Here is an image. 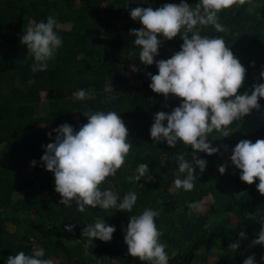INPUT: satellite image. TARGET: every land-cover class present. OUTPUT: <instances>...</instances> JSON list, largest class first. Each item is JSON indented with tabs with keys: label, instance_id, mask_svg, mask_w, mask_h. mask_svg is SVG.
I'll list each match as a JSON object with an SVG mask.
<instances>
[{
	"label": "trees",
	"instance_id": "obj_1",
	"mask_svg": "<svg viewBox=\"0 0 264 264\" xmlns=\"http://www.w3.org/2000/svg\"><path fill=\"white\" fill-rule=\"evenodd\" d=\"M150 2L155 9L180 0ZM185 2L195 7L199 0ZM135 7H142V0H0V264H6L9 255L20 251L32 255L37 248L44 250L41 259L63 257L67 264H151L129 255L124 242L129 216L146 208L160 211L155 223L162 232L160 242L167 245L168 264H210L211 255L215 264H243L248 256H254L255 264H264V245L252 243L264 221V195L256 188L258 180L249 185L239 179L240 170L230 161L233 147L219 143L226 137L214 131L209 140L219 151L197 153L207 163L202 173L196 168L194 189L174 190V180L186 176L179 172L177 156L183 154L191 162L193 150L180 141L169 147L150 137L154 114L171 112L181 101L171 94L166 99L149 87L147 73L157 74L158 69L155 63L144 65L139 59L141 49L129 30L142 25L127 17ZM49 16L57 21L54 31L62 46L48 61L46 71L33 72L34 58L21 37L28 26L46 22ZM218 17L227 32H217L211 25L198 26L200 35L225 39L246 68L239 92L250 94L253 84L264 83L260 77L264 70V0H249L221 11ZM161 39L154 60L170 58L183 43L179 36ZM126 65L139 69L136 75L141 88L111 91L109 83H128ZM256 71L259 80L253 82ZM81 89L91 93V98L76 99ZM44 103L46 113H39ZM259 103V110L253 109L230 126V135L252 142L264 139V98ZM86 111H115L128 129L133 147L124 166L106 178L100 189L115 192L117 203L128 192H135L137 201L131 213L99 206H86L81 213L74 202L70 206L59 203L54 174L41 160L43 146L55 141L52 129L63 123L79 130L87 123ZM49 132L51 136L46 135ZM141 163H147L149 171L129 182L127 177L135 176ZM221 164L226 165L225 175L218 171ZM207 198L211 200L207 210L190 211L189 204ZM97 219L115 227L111 241L84 235L83 229ZM66 225H72V230H66ZM241 231L245 237L239 235ZM233 243L239 244L237 249Z\"/></svg>",
	"mask_w": 264,
	"mask_h": 264
},
{
	"label": "clouds",
	"instance_id": "obj_2",
	"mask_svg": "<svg viewBox=\"0 0 264 264\" xmlns=\"http://www.w3.org/2000/svg\"><path fill=\"white\" fill-rule=\"evenodd\" d=\"M248 2L199 0L192 7L185 0H180L178 4L165 3L155 9L151 6L135 7L130 11L131 19L142 25L139 29L129 30L135 37V45L141 49L139 59L144 65L155 63L158 69L157 74L147 73L151 79L150 89L166 99L171 94L181 101L171 112H156L150 127V137L154 142L165 141L169 147H175L180 141L193 150L191 162L183 154L177 156L179 172L186 173V176L174 180V190L194 189L198 175L196 168L202 173L207 163L198 158V152L212 155L219 151V148L211 146V133L215 131L222 137H228L233 132L230 126L235 121L243 120L253 109L261 107L259 100L264 98V83L253 84L250 94L247 91L240 94L246 68L223 37L202 36L198 30V26L211 25L217 32H227L218 22V13ZM56 23V19L49 16L46 22L28 26L21 37V43L34 58L33 72L46 71L48 61L62 46L61 37L54 31ZM177 36L183 40L180 50L170 58L154 60L159 54L161 38L172 40ZM251 63L254 65L255 62ZM130 68L133 72L139 70L135 65H130ZM260 77L264 79V70ZM75 95L78 100L91 98V93L83 89ZM83 115L87 117V123L82 124L79 130L63 123L52 129L56 133L55 141L43 146L45 151L41 160L46 170L54 174L55 191L61 197L59 203L70 206L74 202L81 213L86 211V206L131 213L137 201L135 192H128L117 203L119 198L115 192L100 189L106 178L114 177L124 166L133 147L128 139V129L115 111H86ZM52 132L46 135L51 136ZM223 147L228 150L227 146ZM230 161L240 170L239 179L249 185L258 180L256 188L264 195V139H256L255 142L241 139L231 149ZM30 164L35 165L36 162L31 161ZM148 171L147 163H141L136 175L127 179L136 182ZM218 171L224 174L226 165H219ZM189 208L200 211L198 203L189 204ZM159 215V210L146 208L139 215L129 216L124 235L129 255L151 264H168L167 245L160 242L162 232L155 223ZM72 227L65 226L68 231ZM114 232L115 227L103 219H97L94 225L83 229L90 240L98 238L104 242L111 241ZM239 235L245 237L243 231ZM252 243L264 245V221ZM231 246L237 249L239 244ZM43 256L42 248L35 249L32 255L20 251L14 256L9 255L6 264H51V261L41 259ZM243 264H255L254 256L245 258Z\"/></svg>",
	"mask_w": 264,
	"mask_h": 264
},
{
	"label": "rangeland",
	"instance_id": "obj_3",
	"mask_svg": "<svg viewBox=\"0 0 264 264\" xmlns=\"http://www.w3.org/2000/svg\"><path fill=\"white\" fill-rule=\"evenodd\" d=\"M152 6L150 0H142V7H149ZM128 15V20L130 21H133L130 17V12H127ZM110 22H116L115 19H112V18H109ZM62 26H66L68 27V25L64 24ZM174 52V51H173ZM126 69H127V76L129 78L128 80V83L125 84V83H121V84H117V85H114L112 83H109V86L108 88L113 91L112 89L115 88L114 90H123V89H126V88H132L134 90H138L141 88V84H140V80L138 79L137 75H136V72H133L131 70V68L129 67V65H126ZM259 80V76H258V71L254 72L253 75H252V78H251V81L253 82H257ZM44 96H46V93H43ZM46 110L47 108L45 107V103L42 104L39 108V113H46ZM237 134H232V135H229L228 137L222 139V141L219 140V143L220 145H227V146H232L234 147L235 144L237 142L240 141V139L237 138L236 136ZM226 173H224L225 175ZM211 200L209 198L205 199L203 202H200L199 205H200V211H196V210H193V209H190V211L192 213H195V214H198V213H202L204 212L205 210H207V208H209V204H210ZM233 222H236V223H239L240 221L238 219H233ZM7 228L8 229H12V227L10 225H7ZM47 260L51 261V263H55V264H67L66 263V260L62 257V258H54V257H51V258H47ZM117 262V261H116ZM209 263L210 264H215V256L214 255H211L209 257ZM124 264V263H122ZM128 264H131V263H128Z\"/></svg>",
	"mask_w": 264,
	"mask_h": 264
}]
</instances>
